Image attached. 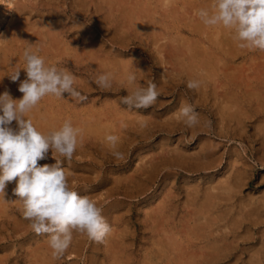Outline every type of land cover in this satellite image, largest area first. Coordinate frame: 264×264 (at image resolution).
<instances>
[{
    "label": "rangeland",
    "instance_id": "1",
    "mask_svg": "<svg viewBox=\"0 0 264 264\" xmlns=\"http://www.w3.org/2000/svg\"><path fill=\"white\" fill-rule=\"evenodd\" d=\"M2 1L0 0V38L3 39L21 27V24L39 23L42 31L44 26L50 23L60 26V22H64L65 28L71 26L73 22V25L76 24L66 39L67 44L61 49L63 54L61 53L55 62L45 58L42 49L46 45L43 42L34 49L37 55L43 57L46 66L71 73L75 78L73 91L78 93L73 95L64 92L61 98L49 95L50 99L46 95L40 100V113L43 119L49 116L44 112L55 111L54 116L62 121L60 128L69 120L78 132L77 147L70 159L50 148L47 158L38 161V166L59 165L65 172L67 171L66 178L69 186L77 191L78 195L90 197L97 207L102 209L101 215L110 225L111 230L101 241H96L86 232L72 229L69 247L64 253L54 255L49 242L52 234H37L32 229L31 221L25 219L23 215V201L14 195L16 183L13 181L5 190V193L7 192L5 200L10 203L0 199V264H167L168 261L163 257L165 254L162 253L164 247L162 243L165 244L167 240L169 242L168 238H171L169 236L178 238L174 242L180 241L176 243V245L180 244L179 246L174 245L171 248L173 254L170 255V259L172 258L170 264H175L174 262L176 264H213L209 260L210 256H215L212 250L215 244L230 245L225 246V251L219 252L218 257L222 259L215 261L214 264H264V245H262L264 244V207L259 206L260 203L264 204V51L241 48L239 41L229 38L231 35L222 38V35L218 34L220 31L215 29L214 25H206L197 13L202 8H209L211 13L212 0H206L207 2L205 0H173L172 5L174 4L175 7L170 5L171 10L164 6L166 0H137L134 9L132 0H123L122 6L125 12L122 14L119 25L111 20L109 13H102L101 16L95 13L94 6H91V11L88 13L90 19L75 18L70 12L71 9L67 12L64 10L74 0H67L68 4L64 0L56 1L59 4L50 1L51 5L47 4L49 0H12V5ZM173 13L176 14L173 15ZM126 14L127 16H123ZM102 24L103 28H101ZM146 25L149 26L146 27ZM205 27L208 32L204 31ZM203 32L205 35L201 34ZM214 34L216 36L218 34L219 37L217 38ZM219 39L224 42L218 47L216 45ZM27 41L34 43L31 40ZM185 43L188 45L186 46ZM176 44L178 50L173 52L172 48H176ZM5 45V43L0 44V49ZM19 45H24L25 48L24 43ZM165 45L167 48L163 49ZM187 47H192L193 50H187ZM209 47L214 52L211 49L208 50ZM220 47L226 48L225 50L232 49L238 56L234 59L229 58L228 61L223 59L221 63L216 62L218 61L216 59L222 56ZM24 48H20L16 54L10 56V63L6 68L10 74L13 67L20 69V80L10 83V88H7L14 99H19L21 95V92L17 90L19 82L27 78L23 69L25 61L21 57ZM205 48H207L206 52ZM82 49L87 52L89 50V53L92 51L89 55L91 59L92 57L94 59L88 60L87 64L80 60L79 54L83 51ZM173 53L174 56H172ZM191 53L198 54L197 60L189 58L188 55L191 56ZM181 57L185 61L183 58L181 60ZM177 58L180 59L179 63ZM206 59L215 62L214 65L217 68L214 77L202 79V74L205 72L197 73L191 70L198 65L197 62H203ZM130 73L136 76L135 86L128 82ZM103 74H110V87H102L96 82ZM190 83L194 86L189 87ZM149 84H154L158 92L157 99L149 107L138 108L134 103L124 102V99L132 95L134 90L146 89ZM184 108L189 109L188 116L182 114ZM189 116L195 117L197 121L195 125H188ZM35 123L38 128L41 126L38 121H33L34 126ZM14 126L15 122L12 127ZM102 126L110 131H104ZM107 126L108 129H106ZM59 127L53 131L59 130ZM101 127L102 132L99 130ZM48 131L45 132V136H50L53 132ZM40 132L44 133L43 130ZM113 134L118 138L115 146L112 143L110 145L107 139L108 135L114 136ZM206 148L214 150L215 157L207 158ZM116 152L121 154L120 158L114 155ZM208 159H211V162ZM208 163H213L212 167L202 170L203 165ZM196 168L200 169L198 173L193 171ZM239 178H242V186L237 187L236 182ZM224 182L228 184L225 185ZM224 186L237 187L232 191L235 192L232 193L234 199L231 197L232 199L229 200L228 195L223 191ZM197 189L199 191L195 192ZM209 191L221 196L218 199L219 207L210 210V213H207L210 216L205 213L206 224L204 219L197 216V213H200L203 195L210 193ZM190 194L195 198L201 195V199L193 205L194 198ZM164 200L167 201V207L163 205ZM252 205L261 210L251 208ZM157 206L160 211L152 209ZM229 206L233 209L230 210ZM155 212H161L163 215ZM247 213L250 215H247L248 218H245L244 224L236 227L234 222L237 219L240 221L241 216ZM152 224H158L160 229ZM146 225L153 227L155 232L144 231ZM170 232L173 234L171 235ZM219 232L221 234L217 235ZM120 233H122L121 236H119ZM242 236L243 239H241ZM192 255L195 261H192Z\"/></svg>",
    "mask_w": 264,
    "mask_h": 264
},
{
    "label": "clouds",
    "instance_id": "2",
    "mask_svg": "<svg viewBox=\"0 0 264 264\" xmlns=\"http://www.w3.org/2000/svg\"><path fill=\"white\" fill-rule=\"evenodd\" d=\"M212 11L200 9L198 15L206 25H222L235 32V39L241 48L264 51V0H212ZM75 26V25H74ZM50 32L51 25L44 26ZM25 44L26 79L21 81L18 91L21 99H14L10 92L0 94V199L5 203V190L13 181L16 183L14 195L23 201L24 218L31 221L32 229L37 233H51L49 242L54 255H60L69 247L71 230L84 231L96 241H101L110 232V225L101 215L102 209L88 196H80L67 181L66 172L59 165L38 166V161L47 158L50 148L64 157L71 158L77 147V132L70 122L50 136H45L33 124L24 119L38 102L46 95L61 98L64 92L78 95L73 91L74 76L66 70L57 71L46 66L44 59L36 54V43L18 38ZM12 39L0 38V44ZM10 80L20 79V69L12 68ZM136 76L128 75V82L134 85ZM96 82L102 87H110V74H103ZM192 83L189 87H193ZM158 92L154 84L146 89H136L124 99L125 103H134L138 108H147L155 102ZM189 109H182L188 116ZM15 122V127H12ZM189 126L197 123L195 117H188ZM113 145L116 136H108ZM117 158L119 152L114 153Z\"/></svg>",
    "mask_w": 264,
    "mask_h": 264
},
{
    "label": "bare ground",
    "instance_id": "3",
    "mask_svg": "<svg viewBox=\"0 0 264 264\" xmlns=\"http://www.w3.org/2000/svg\"><path fill=\"white\" fill-rule=\"evenodd\" d=\"M33 1V0H32ZM50 1H58V0H49V2H47V4H49V5H51V3H50ZM65 1V3H67L68 4V2H67V0H64ZM98 1V3H96ZM122 1L123 0H74V2L72 3V4H70L69 5V7L68 8H66V9H64L65 10V12H67L69 9H71V11L70 12H72V15L76 18H81V19H85V18H88V19H90L89 18V12L91 11V6H94L95 7V13H97V14H105V13H109V15H110V17H112V21H114L117 25H119V23H120V20L122 19L121 17H122V14L125 12L124 10H125V8H124V6H122ZM175 1V0H174ZM173 0H166V3H165V5L164 6H166V7H168V9H169V6L170 5H172V3L174 2ZM177 1V0H176ZM206 1V0H205ZM204 1V2H205ZM2 2H4V3H6L7 4V2L9 3V5H12V0H3ZM45 2V1H44ZM43 2V3H44ZM124 2V1H123ZM130 2V1H129ZM137 3V0H132V6H133V9L135 8V5H137L136 3ZM181 2V1H180ZM207 2V1H206ZM54 3V2H53ZM57 3V2H56ZM141 3H142V1H141ZM199 3V2H198ZM55 4V3H54ZM57 4H59V3H57ZM127 4V3H126ZM207 4V3H206ZM35 5V4H34ZM62 5V4H61ZM130 5H131V3H130ZM145 5H146V3H145ZM163 5V4H162ZM174 5V4H173ZM172 5V6H173ZM185 5V4H184ZM187 5V4H186ZM131 6V7H132ZM161 6V5H160ZM209 6H211V5H209ZM12 7V6H11ZM51 7V6H50ZM126 7H127V5H126ZM141 7V6H140ZM148 7H150V6H148ZM175 6H173V8H174ZM201 7V6H200ZM7 8V7H6ZM30 8V7H29ZM162 8V7H161ZM165 8V7H164ZM171 8V7H170ZM206 8V7H205ZM50 9V8H49ZM59 9V8H58ZM129 9H132V8H129ZM133 9L131 10V11H133ZM144 10H145V8H143ZM156 9V8H155ZM196 9V8H195ZM207 9H209V8H207ZM31 10V9H30ZM60 10V9H59ZM58 10V11H59ZM62 10V9H61ZM150 10V9H149ZM167 10V9H166ZM169 10H171V9H169ZM173 10V9H172ZM178 10V9H177ZM176 10V11H177ZM180 10V9H179ZM211 10V9H210ZM50 11V10H49ZM139 11V10H138ZM164 12H165V9H164ZM174 12V11H173ZM6 13V12H5ZM128 13V12H127ZM133 13V12H132ZM167 13V12H166ZM177 13V12H176ZM175 13V14H176ZM35 14V13H34ZM102 14V15H103ZM174 13H173V15H175ZM154 15V14H153ZM167 15V14H166ZM172 15V16H173ZM185 15V14H184ZM5 16V15H4ZM31 16V15H30ZM101 16V15H100ZM123 16H127V14L126 15H123ZM135 16V15H134ZM155 16V15H154ZM44 17V16H43ZM66 17H67V15H66ZM108 17V16H107ZM106 17V18H107ZM136 17H137V15H136ZM151 17V16H150ZM171 17V16H170ZM64 18H65V16H64ZM144 18V17H143ZM147 18V17H146ZM169 18V17H168ZM44 20H45V18H43ZM70 19V18H69ZM101 19V18H100ZM108 19V18H107ZM110 19V18H109ZM142 19V18H141ZM3 20V19H2ZM26 20H30L29 18L27 19L26 18ZM35 20V19H34ZM43 20V21H44ZM47 20V19H46ZM54 20H56V19H54ZM59 20V19H58ZM62 20V19H61ZM68 20V19H67ZM153 20V19H152ZM169 20V19H168ZM185 20V19H184ZM15 21V20H14ZM23 21H25V20H23ZM42 21V20H41ZM62 21H64V20H62ZM69 21V20H68ZM110 21V20H109ZM122 21V20H121ZM127 21V20H126ZM132 21V20H131ZM140 21V20H139ZM144 21H145V19H144ZM159 21V20H158ZM172 21V20H171ZM56 22V21H55ZM67 22V21H66ZM106 22V21H105ZM104 22V23H105ZM157 22V21H156ZM185 22V21H184ZM199 22V21H198ZM44 23V22H43ZM58 23V22H57ZM74 23V22H73ZM73 23H72V25L71 26H69L68 28H65L66 26H65V24L66 23H64V22H60V26L58 25H51L52 23H50L49 25H51V27H52V29L53 30H56V31H61V32H57V33H53V32H50V31H48V30H46L45 28L43 29V31H42V29H41V25H38L39 23H36V24H32V25H22L21 24V27H18V29H15L14 31H13V33H11V35L10 34H8L9 36V38L8 37H6V39L8 38V39H12L13 38V35L15 34L18 38H20V39H22V40H31V41H33L34 43H36L37 42V45H39L40 43H44V45H46V47L45 48H43L42 49V51L45 53L44 55H45V58L47 57L50 61H53V62H55V59L56 58H58L60 55H61V53H62V51H61V49H62V47L65 45V44H67V41H66V39H68V37H69V35H70V33L72 32V28H73V26L74 25H76V24H74L73 25ZM83 23V22H82ZM81 23V24H82ZM114 23V24H115ZM172 23V22H171ZM187 23V22H186ZM203 23V22H202ZM3 24V23H2ZM24 24V23H23ZM80 24V23H79ZM78 24V25H79ZM129 24V23H128ZM164 24V23H163ZM99 25H100V23H99ZM98 25V26H99ZM123 25V24H122ZM130 25V24H129ZM128 25V26H129ZM144 25V24H143ZM17 26V25H16ZM43 26V25H42ZM104 26H106V25H104ZM127 26V25H126ZM147 26H149V25H146V27ZM171 26V25H170ZM213 26V25H212ZM215 27V29H217L218 31H220V33H218V34H221L222 36V38L224 37V38H227L228 36H230L231 35V37H229L230 39H234L235 38V32H232V30L231 29H227V28H224L223 26H219V25H214ZM79 27V26H78ZM113 27V26H112ZM120 27V26H119ZM154 27V26H153ZM197 27H198V24H197ZM207 28L209 27V26H206ZM205 27V28H206ZM101 28H103V24L101 25ZM105 28V27H104ZM121 28V27H120ZM129 28V27H128ZM164 28V27H163ZM162 28V29H163ZM207 28L206 29H204V31L206 30L207 32H208V30H207ZM213 28V27H212ZM77 29V28H76ZM100 29V28H99ZM98 29V30H99ZM119 29V28H118ZM123 29V28H122ZM132 29V28H131ZM210 29V28H209ZM214 29V30H215ZM112 30V29H111ZM213 30V29H212ZM107 31H109V29L107 30ZM106 31V32H107ZM166 31V30H165ZM104 32H105V30H104ZM137 32V31H136ZM153 32V31H152ZM157 32V31H156ZM155 32V33H156ZM167 32V31H166ZM192 32V31H191ZM193 32H194V30H193ZM126 33V32H125ZM149 33H151V32H149ZM211 33V32H210ZM210 33H209V35H210ZM118 34V33H117ZM148 34V33H147ZM146 34V35H147ZM202 35L204 34V32L203 33H201ZM212 34V33H211ZM218 34H217V36H218ZM94 35V34H93ZM119 35V34H118ZM121 35V34H120ZM140 35V34H139ZM175 35V34H174ZM205 35V34H204ZM215 35V34H214ZM151 36V35H150ZM191 36V35H190ZM208 36V35H207ZM216 36V35H215ZM216 36V37H217ZM2 37V36H1ZM80 37V36H79ZM116 37V36H115ZM138 37V36H137ZM144 37H146V36H144ZM214 37V36H213ZM219 37V36H218ZM217 37V38H218ZM71 38V37H70ZM77 38V37H76ZM96 38V37H95ZM118 39L120 38V37H117ZM140 38V37H139ZM183 38V37H182ZM187 38V37H186ZM191 38V37H190ZM215 38V37H214ZM221 38V39H222ZM75 39V38H74ZM149 39V38H148ZM169 39H170V37H169ZM197 39V38H196ZM216 39V38H215ZM221 39H219L220 41L217 43V45L216 46H221V45H223L222 43L224 42L223 40H221ZM87 40V39H86ZM89 40H90V38H89ZM127 40H128V38H127ZM180 40V39H179ZM227 40H229V39H227ZM132 41V40H131ZM165 41V40H164ZM209 41H210V39H209ZM237 41V40H236ZM235 41V42H236ZM30 42V41H29ZM70 42H72V41H70ZM76 42V41H75ZM80 42V41H79ZM78 42V43H79ZM162 42V41H161ZM160 42V43H161ZM172 42H174V41H172ZM182 42H184V41H182ZM225 42H227V41H225ZM20 43H23V42H21V41H18V40H16V39H12L11 41H8V42H6L5 44V47H3L2 49H0V94H2V93H4L5 91H8L7 90V88L9 89L10 88V86H11V84L10 83H13V82H11V81H9L10 80V73H9V71H7V67L9 66V63H10V56L11 55H13V54H16L17 52H18V50L20 49V48H24V45H22V46H20L19 44ZM92 43V42H91ZM95 43V42H94ZM159 43V42H158ZM230 43V42H229ZM74 44V43H73ZM146 44V43H145ZM149 44V43H148ZM204 44V43H203ZM93 45V44H92ZM169 45V44H168ZM183 45V44H182ZM185 45H186V43H185ZM188 45V44H187ZM186 45V46H187ZM191 45V44H190ZM198 45V44H197ZM202 45V44H201ZM206 45V44H205ZM226 45H227V43H226ZM232 45V44H231ZM230 45V46H231ZM40 46V45H39ZM76 46V45H75ZM101 46V45H100ZM173 46V45H172ZM174 46H175V44H174ZM173 46V47H174ZM181 46V45H180ZM125 47V46H124ZM178 47H179V45H178ZM195 47H196V45H195ZM212 47V46H211ZM40 48V47H39ZM78 48H80V47H78ZM97 48V47H96ZM164 48H167V45H165V46H163V49ZM172 48V47H171ZM217 48V47H216ZM65 49V48H64ZM72 49V48H71ZM75 49V48H74ZM88 49V48H87ZM190 49H192L193 50V48L192 47H187V50H190ZM197 49V48H196ZM202 49V48H201ZM203 49H204V47H203ZM206 50H205V52L207 51V48H205ZM211 48L209 47L208 48V50H210ZM226 49V48H225ZM224 48L222 49V47H220V50L219 51H222V56H219L216 60H218V61H216V62H219V63H221L222 62V60L224 59V60H226V61H228V60H230L229 58H231V59H234L235 57H237L238 56V54H237V52H235V51H233L232 49L231 50H225ZM83 51L79 54V56H81V58H80V60H81V62H83L84 64H87V62H88V60H90L91 59V57H90V53L92 52L91 50V52L89 53V50H88V52L87 51H84V49H82ZM166 50V49H165ZM172 50H173V52L174 51H177L178 50V48H177V44H176V48H172ZM179 50H181V49H179ZM192 50H191V52H192ZM212 50V49H211ZM23 51V50H22ZM110 51V50H109ZM213 51V50H212ZM218 51V50H217ZM217 51H216V53H217ZM37 52V51H36ZM94 52V51H93ZM214 52V51H213ZM144 53V52H143ZM41 54H42V52H41ZM63 54V53H62ZM93 54V53H92ZM157 54V53H156ZM186 54H187V51H186ZM192 54V53H191ZM207 54V53H206ZM39 55V54H38ZM76 55V54H75ZM94 55V54H93ZM101 55H103V54H101ZM172 55V54H171ZM172 56H174V53H173V55ZM189 56V58L190 59H192V60H197V56H198V54H196V53H193L191 56L190 55H188ZM258 56V55H257ZM21 57H23V56H21ZM100 56H98V58H99ZM187 57V56H186ZM13 58V57H12ZM11 58V59H12ZM43 58V57H42ZM69 58V57H68ZM79 58V57H78ZM120 58V57H119ZM182 58L183 57H181V60H182ZM188 58V57H187ZM263 58V57H262ZM14 59V58H13ZM17 59V58H16ZM92 59H94L93 57H92ZM91 59V60H92ZM105 59V58H104ZM172 59V58H171ZM178 59V58H177ZM18 60V59H17ZM22 60V59H21ZM102 60V59H101ZM124 60V59H123ZM223 60V61H224ZM254 60V59H253ZM263 60V59H262ZM261 60V61H262ZM12 61V60H11ZM112 61V60H111ZM111 61H110V63H111ZM120 61V60H119ZM136 61V60H135ZM183 61H185L184 60V58H183ZM189 62H191V60H188ZM246 61V60H245ZM66 62V61H65ZM69 62H71V61H69ZM94 62V61H93ZM108 62V61H107ZM123 62V61H122ZM139 62V61H138ZM180 62V59H178V63ZM244 62V61H243ZM14 63V62H13ZM17 63V62H16ZM103 63V62H102ZM106 63V62H105ZM110 63H109V65H110ZM118 63V62H117ZM182 63V62H181ZM188 63V62H187ZM192 63V62H191ZM198 63V65L196 66V67H193L194 69H192L191 71H193V72H196L197 71V73L198 72H205L204 74H202L203 75V78L202 79H204V78H209L210 76H212V77H214V73H215V71H216V66L214 65V63L215 62H210V61H208V59H206L205 61H203V62H197ZM46 64V63H45ZM111 64H113V63H111ZM218 64V63H217ZM226 64V63H225ZM264 64V63H263ZM63 65V64H62ZM188 65V64H187ZM194 65H195V63H194ZM251 65V64H250ZM15 66H16V64H15ZM126 66V65H125ZM124 66V67H125ZM17 67V66H16ZM89 67V66H88ZM109 67V66H108ZM121 67V66H120ZM160 67V66H159ZM18 68V67H17ZM21 68V67H20ZM138 68V67H137ZM245 68V67H244ZM65 69V68H64ZM95 69V68H94ZM262 69V68H261ZM97 70H98V68H97ZM180 70V69H179ZM90 71V70H89ZM108 71V70H107ZM183 71V70H182ZM186 71V70H185ZM100 72V71H99ZM110 72V71H109ZM112 73V72H111ZM196 73V74H197ZM24 74V73H23ZM181 74V73H180ZM245 74V73H244ZM25 75V74H24ZM94 75V74H93ZM113 75V74H112ZM124 75V74H123ZM239 75V74H238ZM115 76V75H114ZM138 76V75H137ZM216 77H218L217 75H216ZM80 78V77H79ZM168 78V77H167ZM190 78V77H189ZM222 78V77H221ZM253 78V77H252ZM116 79V78H115ZM258 79V78H257ZM20 80V79H19ZM141 80V79H140ZM22 81V80H21ZM83 81V80H82ZM85 81V80H84ZM227 81V80H226ZM164 82V81H163ZM204 82H205V80H204ZM213 82V81H212ZM231 82V81H230ZM244 82V81H243ZM111 83H112V81H111ZM15 84V83H14ZM19 84H20V82H19ZM228 84V83H227ZM237 84V83H236ZM251 84V83H250ZM17 85V84H16ZM133 86H135V85H133ZM13 87V86H12ZM115 87V86H114ZM130 87V86H129ZM132 87V86H131ZM146 88V87H145ZM84 89H85V87H84ZM206 89V88H205ZM18 90V89H17ZM117 90V89H116ZM120 90V89H119ZM20 95V94H19ZM16 96V95H15ZM22 93H21V95L19 96V99H21L22 98ZM47 98V97H46ZM46 98H44V99H46ZM48 98H49V95H48ZM16 99V98H15ZM50 99V98H49ZM217 99H218V97H217ZM49 102V101H48ZM51 102V101H50ZM54 105V104H53ZM56 105V104H55ZM54 105V106H55ZM229 105V104H228ZM230 106V105H229ZM58 107V106H57ZM60 107V106H59ZM70 107V106H69ZM45 108V107H44ZM56 108V107H55ZM62 108V107H61ZM228 108H230V107H228ZM236 108H237V105H236ZM61 110V109H60ZM40 111H41V107H40V101L38 102V104L30 111V112H28L27 114H25L24 115V118L25 117H28V118H30L32 121H35V122H37L38 121V124H40L41 126L38 128L37 127V124L35 123V126H36V128H38V130L40 131V130H43L44 131V133L43 134H45L46 135V133L45 132H47V130H49L48 132H50V131H53V130H56V129H58V127L62 124L61 122L62 121H60V119H58V117L57 116H54L55 115V111H47V110H45V111H47V112H44V113H46L47 115H49L48 117H46L45 119H43L42 118V116H41V113H40ZM44 111V110H43ZM118 111V110H117ZM260 111V110H259ZM257 112V111H256ZM58 113H60L59 111H58ZM116 113V112H115ZM120 113V112H119ZM178 113V112H177ZM43 114V113H42ZM104 114H106V113H104ZM108 114V113H107ZM125 114V113H124ZM43 115H45V114H43ZM97 115V114H96ZM115 115V114H114ZM113 115V116H114ZM46 116V115H45ZM58 116H60V115H58ZM100 116V115H99ZM246 116V115H245ZM62 117V116H61ZM81 117V116H80ZM85 118V117H84ZM138 118V117H137ZM247 118H248V116H247ZM252 118V117H251ZM65 119V118H64ZM102 119V118H101ZM121 119V118H120ZM105 120H106V118H105ZM125 120V119H124ZM65 121V120H64ZM67 122H69V120L67 121ZM89 122V121H88ZM102 122V121H101ZM225 122V121H224ZM247 122V121H246ZM61 123V124H60ZM64 123V122H63ZM71 123V122H70ZM86 123V122H85ZM100 123V122H99ZM109 123V122H108ZM113 123V122H112ZM136 123V122H135ZM116 124V123H115ZM13 125V124H12ZM75 125V124H74ZM133 125V124H132ZM145 125V124H144ZM16 126V125H15ZM14 126V127H15ZM79 126V125H78ZM81 126V125H80ZM101 125H99V127H100ZM139 126V125H138ZM161 126V125H160ZM103 127V126H102ZM102 127L99 129L100 131L102 130ZM126 127V126H125ZM239 127V126H238ZM140 128V127H139ZM243 128V127H242ZM59 129H60V127H59ZM83 129V128H82ZM87 129V128H86ZM103 129H104V127H103ZM106 129H108V126H107V128ZM144 129V128H143ZM244 129V128H243ZM263 129V128H262ZM46 130V131H45ZM104 131H106V132H108V131H110V129L107 131V130H105L104 129ZM103 131V132H104ZM102 132V131H101ZM243 132H245V131H243ZM259 132H262V131H259ZM108 134V133H107ZM110 134V133H109ZM103 135H105V134H103ZM114 135V134H113ZM125 135H126V132H125ZM130 135V134H129ZM260 135V134H259ZM108 136H110V135H108ZM115 136V135H114ZM117 136V135H116ZM124 136V135H123ZM80 137V136H79ZM83 137V136H82ZM95 137V136H94ZM264 137V136H263ZM122 138V137H121ZM103 139V138H102ZM95 140H97V139H95ZM254 141V140H253ZM106 143H107V141H106ZM105 143V144H106ZM109 143V142H108ZM108 145V144H107ZM110 145H111V142H110ZM113 146H115V145H113ZM121 146V145H120ZM204 147V146H203ZM117 148V147H116ZM118 149V148H117ZM204 149V148H203ZM112 154V153H111ZM205 154H206V156H207V158H212V157H215L214 156V154H215V152H214V150H212L211 148H206L205 149ZM204 154V155H205ZM107 155V154H106ZM152 156V155H151ZM170 156H171V154H170ZM174 158V157H173ZM123 159V158H122ZM204 159V158H203ZM160 160V158L158 159V161ZM209 160V159H208ZM211 160V159H210ZM209 160V161H210ZM164 161V160H163ZM213 161V160H212ZM142 162V161H141ZM207 162V161H206ZM211 162V161H210ZM214 162V161H213ZM222 162V161H221ZM264 162V161H263ZM237 163V162H236ZM212 164L213 163H208V164H204L203 166L205 167H203V168H201L202 170H204V169H209V168H211L212 167ZM144 166H147V165H144ZM200 166V165H199ZM201 166H202V164H201ZM155 167V166H154ZM244 167V166H243ZM139 168V167H138ZM163 168H164V166H163ZM194 168V167H193ZM152 169V168H151ZM150 169V170H151ZM147 170V169H146ZM200 170V169H199ZM199 170L196 168V169H194L193 171H195V173H198L199 172ZM238 170V169H237ZM143 171V170H142ZM148 171V170H147ZM146 171V172H147ZM154 171V170H153ZM67 172V171H66ZM151 172V171H150ZM239 172V171H238ZM237 172V173H238ZM144 173V172H143ZM159 173V172H158ZM162 173V172H161ZM237 175V174H236ZM238 176H240V175H238ZM230 177V176H229ZM231 178V177H230ZM245 178V177H244ZM89 180V179H88ZM136 180V179H135ZM149 180V179H148ZM224 180V179H223ZM246 180V179H245ZM244 180V181H245ZM248 180V179H247ZM230 181V180H229ZM155 182V181H154ZM233 183V182H232ZM223 184H225V182L223 183ZM226 184H228V183H226ZM225 184V185H226ZM236 184H237V187H239V186H242V178H239L238 180H237V182H236ZM218 187V186H217ZM225 187V186H224ZM234 187V186H233ZM233 187H231V186H227V187H225L224 189H223V191H224V193L225 194H227L228 195V198H229V200L230 199H232L231 197H233V194L232 193H235V192H232V191H234V189H236L235 187L233 188ZM194 188V187H193ZM199 188V187H198ZM222 188V187H221ZM129 189V188H128ZM195 190V189H194ZM213 190V189H212ZM197 191H199V189H197L195 192H197ZM216 191H218L217 189H216ZM221 191V190H220ZM9 192V191H8ZM210 193H207V194H204L203 195V203H202V205H201V209H199L200 210V213H197L198 215V217L200 218V219H207V217L205 216L207 213H210V210L212 211L213 209H215L219 204H220V201H219V203H218V199L220 198V196L218 195V194H216V193H214V192H211V191H209ZM237 192V191H236ZM242 192V191H241ZM7 193V192H6ZM198 193H200V192H198ZM219 193V192H218ZM222 194V193H221ZM141 195V194H140ZM142 195H143V193H142ZM145 195V194H144ZM192 194H190V196H191ZM195 195V194H194ZM227 195H224V196H227ZM132 196V195H131ZM189 196V197H190ZM193 196V195H192ZM196 196V195H195ZM201 196V195H200ZM200 196H198V197H194L193 196V198H194V201H193V205H195L194 204V202H197L198 200H200L201 199V197ZM237 196H239V195H237ZM167 197V196H166ZM171 198V197H170ZM227 198V199H228ZM233 199H234V197H233ZM242 199V198H241ZM258 199V198H257ZM192 200V199H191ZM224 200V199H223ZM222 200V201H223ZM243 200V199H242ZM247 200V199H246ZM168 201L170 202V199H168ZM235 201H236V199H235ZM252 201H254V200H252ZM225 202H227V200L225 199ZM260 202H262V201H260ZM264 202V201H263ZM1 203V202H0ZM199 203V202H198ZM232 203V202H231ZM230 203V204H231ZM166 204H167V201L165 202V200H164V202H163V205L164 206H166ZM200 204V203H199ZM243 204H245V203H243ZM243 204H241V205H243ZM246 205V204H245ZM244 205V206H245ZM247 205H249V204H247ZM264 204H262V203H260L259 204V206H260V208H262V207H264L263 206ZM220 206H222V205H220ZM226 206V205H225ZM232 206H233V204H232ZM167 207V206H166ZM166 207H164V208H166ZM192 207V206H191ZM200 207V206H199ZM219 207V206H218ZM230 207V206H229ZM253 207H255L254 205H252L251 206V208H253ZM158 208V206L156 207V208H152V209H154L155 211H156V209ZM221 208V207H220ZM226 208V207H225ZM231 208L232 207H230V210H231ZM240 208V207H239ZM246 208V207H245ZM152 209H150V211H152ZM228 209V208H227ZM233 209V208H232ZM241 209V208H240ZM250 209V208H249ZM194 210V209H193ZM198 210V209H197ZM219 210V209H218ZM224 210V209H223ZM255 210H261V209H258V208H256L255 207ZM157 211H160L159 209H157ZM227 211H229V210H227ZM236 211V210H235ZM240 211V210H239ZM252 211V210H251ZM149 212V211H148ZM171 212V211H170ZM229 212H231V211H229ZM233 212H234V210H233ZM242 212V211H241ZM253 212V211H252ZM155 213H160V214H162L161 212H155ZM206 213V214H205ZM215 213V212H214ZM225 213V212H224ZM244 213V212H243ZM243 213H241V214H243ZM253 213H255V212H253ZM149 214V213H148ZM212 214V213H211ZM153 215H154V213H153ZM163 215V214H162ZM234 215V214H233ZM233 215H232V217H233ZM240 215V214H239ZM247 215H250V213H247L246 215L244 214V215H242L241 216V220L240 221H238V219L234 222V225H236V227H238V226H241V225H243L244 224V220H245V218L247 217ZM264 215V214H263ZM145 216H147V215H145ZM148 216H150V214L148 215ZM166 216V215H165ZM207 216H210V215H208L207 214ZM212 216V215H211ZM237 216V215H236ZM252 217H253V215H251ZM259 216V215H258ZM155 217H157L156 215H155ZM161 217H163V216H161ZM257 217V216H256ZM149 218V217H148ZM211 218V217H210ZM217 218V217H216ZM223 218V217H222ZM248 218V217H247ZM250 218V217H249ZM150 219V218H149ZM155 219V218H154ZM160 219V218H159ZM161 219H164V218H161ZM169 219V218H168ZM205 219H204V223H206L207 224V221L205 222ZM212 219V218H211ZM228 219V218H227ZM231 219H234V218H231ZM148 220V219H147ZM151 220V219H150ZM158 221V219L156 218L155 219V221ZM164 220H166V219H164ZM218 220V219H217ZM220 220V219H219ZM226 220V219H225ZM253 220V219H252ZM257 220H259V219H257ZM152 221V220H151ZM174 221V220H173ZM195 221V220H194ZM214 221V220H213ZM216 221V220H215ZM214 221V222H215ZM227 221V220H226ZM225 221V222H226ZM233 221V220H232ZM248 221V220H247ZM132 222V221H131ZM161 222H162V220H161ZM213 222V223H214ZM224 222V221H223ZM151 223V222H150ZM175 223V222H174ZM209 224H210V221L208 222ZM211 223H212V221H211ZM213 223H212V225H213ZM228 223V222H227ZM134 224V223H133ZM182 224H183V222H182ZM216 224H218V223H216ZM248 224V223H247ZM258 223H256V221H255V225H257ZM149 225V224H148ZM153 225H155V226H158V224L156 225V224H152V226ZM192 225V224H191ZM198 225V224H197ZM162 226V225H161ZM213 226H215V225H213ZM228 226H229V224H228ZM246 226V225H245ZM262 226V225H261ZM199 227V226H198ZM232 227V226H231ZM235 227V226H234ZM249 227V226H248ZM163 228H164V226H163ZM203 228V227H202ZM219 228V227H218ZM227 228H229V227H227ZM243 228V227H242ZM254 228V227H253ZM157 229H160V227L158 226L157 227ZM164 230V229H163ZM195 230V229H194ZM203 230V229H202ZM202 230H200V231H202ZM206 230V229H205ZM225 230V229H224ZM239 230V229H238ZM115 231V230H114ZM117 231V230H116ZM115 231V232H116ZM144 231H150V233H154L155 232V229L153 228V227H151V226H145V229H144ZM166 231V230H165ZM169 231H170V228H169ZM197 231H199V230H197ZM196 231V232H197ZM204 231V230H203ZM208 231H210V230H208ZM243 231V230H242ZM128 232V231H127ZM229 232V231H228ZM227 232V233H228ZM239 232V231H238ZM251 232V231H250ZM157 233V232H156ZM163 233V232H162ZM166 233H167V231H166ZM234 233V232H233ZM246 233V232H245ZM249 233V232H248ZM121 234L122 233H120V235L119 236H121ZM170 234H171V232H170ZM173 234V233H172ZM171 234V235H172ZM218 234H221L220 232L219 233H217V235ZM223 234V233H222ZM226 234V233H225ZM229 234H231V233H229ZM243 234V233H242ZM124 235L126 236V234L124 233ZM164 236H165V234H163ZM168 235V234H167ZM214 235V232L212 233V236ZM235 235V234H234ZM233 235V236H234ZM241 235V234H240ZM244 235V234H243ZM249 235H250V233H249ZM113 236V235H112ZM222 236V235H221ZM236 236V235H235ZM169 237H171V238H168V239H170L169 240V242H167L168 240L164 237V241H166V242H164L165 244H163L162 243V245H164V247L162 248V253H164L165 255L163 256L164 257V259H166L167 261H168V263L167 264H170L171 263V259H170V255L171 254H173V252H172V250H171V248L174 246V245H176V243L177 242H179L180 243V241H176V242H174V240L175 239H178V238H173V236H169ZM175 237V236H174ZM206 237V236H205ZM214 237H216V236H214ZM119 238V237H118ZM126 238V237H125ZM173 238V239H172ZM209 238V237H208ZM207 238V239H208ZM244 237L242 236V238L241 239H243ZM128 239V238H127ZM163 239V238H162ZM236 239H238V238H235V240ZM246 239V238H245ZM123 240H124V238H123ZM215 240V239H214ZM218 240V239H217ZM226 240V239H225ZM224 240V241H225ZM234 240V239H233ZM234 240V241H235ZM239 240V239H238ZM222 241V240H221ZM220 241V242H221ZM227 241V240H226ZM229 241H230V239H229ZM240 241V240H239ZM241 241H243V240H241ZM160 242V241H159ZM163 242V241H162ZM214 242H216V240L214 241ZM213 242V243H214ZM244 242V241H243ZM193 243V242H192ZM213 243H211V244H213ZM221 243H223V242H221ZM228 243V242H227ZM230 243H232V242H230ZM234 243V242H233ZM215 244V243H214ZM236 244H237V242H236ZM262 244V243H261ZM125 245V244H124ZM160 245V244H159ZM180 245V244H179ZM178 244L176 245V246H179ZM208 245H209V243H208ZM221 245V244H220ZM230 244H224V246H219L218 244H215L214 245V248L212 249L213 250V254H215V256L214 255H212V257L210 256V262L211 263H213L214 264V262L215 261H218L221 257H218V255L220 256V254H219V252L221 251H225L226 249H225V246L226 247H228ZM240 245V244H239ZM262 245H264V244H262ZM158 246V245H157ZM161 246V245H160ZM175 246V247H176ZM233 246V245H232ZM119 247V246H118ZM147 247V246H146ZM162 247V246H161ZM209 247V246H208ZM234 247V246H233ZM233 247H231L232 248V250H233ZM238 247V246H237ZM237 247H235V248H237ZM240 247V246H239ZM238 247V248H239ZM257 247V246H256ZM263 247V246H262ZM109 248H110V246H109ZM157 248V247H156ZM177 248V247H176ZM176 248H175V250H176ZM210 249H211V247H209ZM230 248V247H229ZM150 249V248H149ZM197 249V248H196ZM246 249V248H245ZM254 249V248H253ZM45 250V249H44ZM109 250V249H108ZM128 250V249H127ZM219 250V251H218ZM230 250V249H229ZM112 251V250H111ZM231 251V250H230ZM262 250L260 249V252H261ZM113 252V251H112ZM116 252V251H115ZM236 252V251H235ZM241 252V251H240ZM257 252V251H256ZM263 252H264V249H263ZM263 252H262V254H263ZM114 253V252H113ZM124 253V252H123ZM156 253V252H155ZM154 253V254H155ZM158 253H159V251H158ZM158 253H156V254H158ZM212 253V252H211ZM211 253H210V255H211ZM231 253H233V252H231ZM230 253V254H231ZM153 254V255H154ZM176 253H174V255H175ZM192 254V253H191ZM223 254V253H222ZM259 254V253H258ZM261 254V253H260ZM119 255H120V253H119ZM146 255V254H145ZM264 255V254H263ZM158 256V255H157ZM159 256H160V254H159ZM193 256V255H192ZM209 256V255H208ZM223 256V255H222ZM232 256V255H231ZM241 256V255H240ZM259 256H261V255H259ZM152 257V256H151ZM155 257H156V255H155ZM163 257H162V259H163ZM176 257V256H175ZM178 257H180V255L178 254ZM229 257V256H228ZM237 257V256H236ZM149 258V257H148ZM195 257L193 256L192 257V261H195V259H194ZM205 259H206V257H204ZM239 258V257H238ZM152 259V258H151ZM175 259V258H174ZM173 259V260H174ZM176 259H178V258H176ZM181 259V258H180ZM194 259V260H193ZM222 259V258H221ZM113 260V259H112ZM114 261V260H113ZM112 261V262H113ZM117 261V260H116ZM115 261V262H116ZM163 261V260H162ZM176 261V260H175ZM179 261V260H178ZM182 260H180V262H181ZM261 261V260H260ZM41 262V261H40ZM115 262H113V263H115ZM120 262V261H119ZM173 262V261H172ZM198 261L196 260V263H197ZM200 262H201V260H200ZM48 263V262H47ZM175 264H176V262H174ZM185 263V262H184ZM207 263V262H206ZM254 263V262H253ZM256 263V262H255ZM111 264V263H110ZM119 264V263H118ZM121 264V263H120ZM173 264V263H172ZM178 264V263H177Z\"/></svg>",
    "mask_w": 264,
    "mask_h": 264
}]
</instances>
